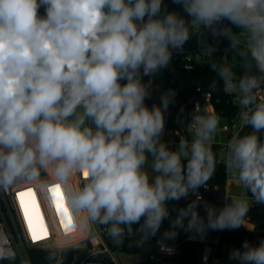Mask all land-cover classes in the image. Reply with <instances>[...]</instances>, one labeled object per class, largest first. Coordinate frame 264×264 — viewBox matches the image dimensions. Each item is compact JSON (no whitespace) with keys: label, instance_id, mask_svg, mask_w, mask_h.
Here are the masks:
<instances>
[{"label":"clouds","instance_id":"obj_1","mask_svg":"<svg viewBox=\"0 0 264 264\" xmlns=\"http://www.w3.org/2000/svg\"><path fill=\"white\" fill-rule=\"evenodd\" d=\"M194 28L226 39L246 61L239 77L228 64L210 67L238 92L250 129L228 141L226 167L264 204V100L256 95L264 87V0H0V190L59 184L70 226L90 235L103 226L117 244L133 232L147 243L168 221L157 241L168 254L166 241L181 231L204 240L245 227L247 198L218 206L200 194L217 166L219 117L192 113L191 139L168 142L177 92L160 91L159 103L148 104L159 91L153 78ZM45 251L46 264H65L63 244ZM17 256L0 242V261ZM226 264H264V238L231 247Z\"/></svg>","mask_w":264,"mask_h":264},{"label":"built area","instance_id":"obj_2","mask_svg":"<svg viewBox=\"0 0 264 264\" xmlns=\"http://www.w3.org/2000/svg\"><path fill=\"white\" fill-rule=\"evenodd\" d=\"M193 34L197 35L198 41L201 37H205L209 45H212L214 41L212 37H209L206 33L201 32L199 29H192ZM200 44L195 50H188L184 48L182 53L175 54L172 62L179 61L184 69H191L195 65L200 64L203 60L202 54H200ZM226 89V88H225ZM229 90V89H226ZM235 91V90H233ZM236 92V91H235ZM238 93V92H237ZM258 99L264 100V87L256 93ZM211 95L209 92L205 93V109L210 114H215L213 104L210 101ZM196 114L200 110L198 102L194 106ZM219 116V115H217ZM191 121L185 122L180 119L178 125L173 130V140L171 142H178L181 137L191 139V132L188 125ZM242 129V121L233 118L229 121V124H224L222 130L228 132V138L225 142L218 145V151L221 149L225 151L227 156V143L234 136L239 135ZM80 178L74 176L71 183L78 184ZM59 186V193L62 197L61 204L63 208L67 209L66 203L63 197V189L59 184H50L48 189L39 183L25 184L16 188H12L5 192L0 190V242L10 243L17 249L18 256L17 261L19 264H32L28 255L30 248L48 249L53 243L60 244L58 234L63 235L72 234L73 231H77V227L70 226L72 224L71 214L67 209V216L57 212L56 204L51 199V193L48 192L49 188ZM200 194L204 197L202 190ZM225 197L229 196L227 189L225 188ZM22 194V195H18ZM249 203L254 200L251 197V193L245 192ZM23 201L25 208H27L29 217L33 223V226L37 229H41L46 232L42 238L34 240L29 230V223L25 218V208L21 207ZM71 221L70 225L68 221ZM248 220V218H246ZM246 227V226H245ZM81 237H77L68 245H63L66 248L79 249L83 251V254L77 258L76 264H120L117 258L118 250H123L120 244L114 243L113 240L107 235V232L103 226H97L93 229L90 235L83 228L81 229ZM162 235V234H161ZM158 234L156 237L149 240L147 243L141 241V245L145 244L147 253V262L149 264H176L174 259L178 253V239L176 242L166 241L167 244L174 247V252L168 254L161 251V246L157 241L161 238ZM219 233L212 235L208 234L204 240H199L201 246L199 248V262L201 264H215L221 257L216 254V245L218 244ZM84 244V248H78L79 245ZM207 250H211L210 252ZM206 258V259H205Z\"/></svg>","mask_w":264,"mask_h":264},{"label":"trees","instance_id":"obj_3","mask_svg":"<svg viewBox=\"0 0 264 264\" xmlns=\"http://www.w3.org/2000/svg\"><path fill=\"white\" fill-rule=\"evenodd\" d=\"M170 5V8H174ZM210 37V36H209ZM211 45V53L207 59L195 65L191 69H184L179 61L171 62L169 69L162 70L153 78L154 87H158L159 91L154 93L153 100L148 101L149 106L153 103H159V92L166 91L171 88L177 90L175 103L170 106V115L167 119V127L172 130L178 125L180 119L185 122L190 121V115L196 113L194 106L198 102L200 110L198 114H202L205 109V93L209 92L211 95L210 101L213 104L214 112L229 121L239 114L240 105L237 99L238 93L233 90H226L224 83L220 80L217 74L212 71L210 65L213 62L225 63L231 66L237 77L243 74L245 67L240 64H233L232 54L235 52L228 48V41L224 38L216 40L213 38ZM199 41L197 35L192 33L190 41L185 45L188 50H195L198 48ZM181 108L183 111L181 112ZM207 112V111H206ZM209 113V112H207ZM210 114V113H209ZM250 129L242 126L239 135L249 132ZM218 145L213 142V151L216 154L217 166L214 174L209 179L207 185L208 189L202 190L204 198L221 206L224 202L230 201L231 197H225L227 167L225 160L219 159ZM192 197H190L191 199ZM181 206L185 205L187 201H180ZM250 210L246 218L256 225L264 223V204H258L255 201L249 203ZM251 228L250 223L246 224ZM135 227V226H134ZM168 228V221H165L160 230V235ZM218 235V244L216 245V254L218 257L226 258L228 250L231 247H239L242 241L247 238L250 241H258L264 238V228H256L253 230L241 227L234 231H210L208 234ZM207 234V235H208ZM178 253L174 259L176 264H201L199 262V248L201 243L199 240H190L188 236L181 231L178 235ZM60 244L67 245V243L60 242ZM141 244L140 237L133 232L132 235H126L121 243V248L126 251H133ZM46 249L30 248L28 255L32 264H46L45 256ZM83 254L82 250L68 248L65 264H76L75 261ZM0 264H9L8 261ZM14 264H19L16 260Z\"/></svg>","mask_w":264,"mask_h":264},{"label":"rangeland","instance_id":"obj_4","mask_svg":"<svg viewBox=\"0 0 264 264\" xmlns=\"http://www.w3.org/2000/svg\"><path fill=\"white\" fill-rule=\"evenodd\" d=\"M245 42V39L243 36H241V44L243 45V43ZM199 44L201 46L200 48V54H202L203 56V60L201 61L204 62L207 59V56L210 55L211 53V46L209 45V43L207 42L205 37H201ZM239 49L235 50V52L232 54V62L233 64H240L242 67H245L246 65V61L244 59H242L239 56ZM243 109L240 106L239 109V114L235 117L237 120H241V113H242ZM219 117V127L217 129V132L214 136V142L218 143V144H222L223 142H225L228 138V132L223 131L222 130V126L224 124H229V120L225 117L222 116H218ZM163 140L164 141H172L173 140V130L169 127L166 126V130H165V134L163 136ZM218 156L219 159L225 160L226 159V153L225 151H222L221 149L218 151ZM228 172V179H229V191L231 192L230 195L232 196V198L234 196H243L245 198L246 197V189L244 188L243 184L239 181L237 175L235 173H233V171L229 168H227ZM43 175V174H42ZM54 187L49 188L48 192H51L50 189H52ZM52 199V198H51ZM57 202H61V200L56 201L53 200V203L56 204ZM59 214V213H58ZM253 227V226H252ZM247 227V229H252ZM255 228H264V223H260L258 225H256ZM82 228H78V230L75 232L73 231L72 234H68V235H63L61 233L58 234V238H59V242H64V243H71L72 241H74L77 237H81V230ZM68 240V241H67ZM81 247L85 246L84 244L79 245ZM146 246L145 244L143 245H139L137 247V249L133 250V251H126V250H118L117 252V258L120 262V264H149L147 262V253H146ZM219 261L222 262V264H226V258H220ZM5 262V261H2Z\"/></svg>","mask_w":264,"mask_h":264},{"label":"snow or ice","instance_id":"obj_5","mask_svg":"<svg viewBox=\"0 0 264 264\" xmlns=\"http://www.w3.org/2000/svg\"><path fill=\"white\" fill-rule=\"evenodd\" d=\"M50 191L52 192L53 196H54V200L56 201H59L62 199V197L60 196V193H59V186H55L54 188L50 189ZM18 195H22V194H18ZM21 207L22 208H25V205L23 203V201L21 202ZM56 208H57V212L58 213H62L64 214L65 216H67V209L63 208V205L59 202L56 203ZM25 218L26 220L28 221L29 223V230L32 234V238L34 240H37V239H40L42 238L44 235H46V232L41 230V229H37L36 227L33 226V223L29 217V213H28V210L27 208H25ZM69 225L71 223L70 219L68 221Z\"/></svg>","mask_w":264,"mask_h":264},{"label":"crops","instance_id":"obj_6","mask_svg":"<svg viewBox=\"0 0 264 264\" xmlns=\"http://www.w3.org/2000/svg\"><path fill=\"white\" fill-rule=\"evenodd\" d=\"M174 136V135H173ZM190 136H192V134H190ZM169 142H171V141H169ZM218 144V143H217ZM228 170H227V174H228ZM229 175V174H228ZM228 175H227V179H226V186H225V188L227 189V191H228V193H229V196L232 198V196L230 195V191H229V179H228ZM247 221V223H250L253 227H252V229L251 230H253V229H256L255 227H256V224L255 223H253V222H251L249 219L248 220H246ZM246 223V224H247ZM68 241V240H67ZM69 243L67 242V245H68Z\"/></svg>","mask_w":264,"mask_h":264},{"label":"water","instance_id":"obj_7","mask_svg":"<svg viewBox=\"0 0 264 264\" xmlns=\"http://www.w3.org/2000/svg\"><path fill=\"white\" fill-rule=\"evenodd\" d=\"M176 92H177V90H175ZM177 239H178V236L176 237V239L175 240H172V241H170V242H176L177 241ZM85 246H83V247H81V246H78V248H84Z\"/></svg>","mask_w":264,"mask_h":264}]
</instances>
